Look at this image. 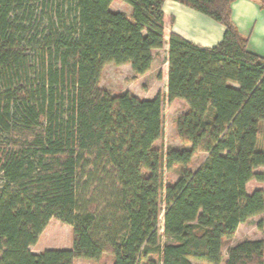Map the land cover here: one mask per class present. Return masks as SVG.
I'll return each mask as SVG.
<instances>
[{
	"label": "trees",
	"instance_id": "1",
	"mask_svg": "<svg viewBox=\"0 0 264 264\" xmlns=\"http://www.w3.org/2000/svg\"><path fill=\"white\" fill-rule=\"evenodd\" d=\"M111 1L0 0V264L102 253L111 264H219L223 241L258 214L262 237L228 246L223 264H264V191L246 190L264 180L254 171L264 166V56L235 26L234 0H174L223 26L212 46L169 31L164 0H121L129 14ZM165 43L166 93L99 85L107 63L145 73ZM162 95L186 103L181 147L155 145ZM197 152L206 155L191 169ZM50 218L70 226L71 246L32 252Z\"/></svg>",
	"mask_w": 264,
	"mask_h": 264
},
{
	"label": "rangeland",
	"instance_id": "2",
	"mask_svg": "<svg viewBox=\"0 0 264 264\" xmlns=\"http://www.w3.org/2000/svg\"><path fill=\"white\" fill-rule=\"evenodd\" d=\"M111 9L124 11L130 13V7L119 0L111 5ZM166 44L161 48L153 49V61L151 68L141 75H134L130 65L113 63H107L102 68L99 85L112 94L129 92L136 95L139 98H151L155 92H164V75L167 68L166 61ZM156 93V94H157ZM150 96V97H149ZM186 104L181 99H173L168 101L164 95H162V113H163V134L160 139L155 141V145L161 146L163 149L166 147H181V143L175 134V120L177 116L184 112ZM263 123L260 126V132L258 136V145L264 146L263 139ZM206 153L197 152L193 158L190 168L193 169L199 164L205 157ZM255 172H264V166H258ZM164 181H174L177 179V172L175 169L166 170L163 169ZM254 189H262L264 191V180L250 179L246 183V190L248 192ZM263 218V214H258L250 217L247 221L240 223L230 239H225L221 247V261L219 264H223L226 257V249L228 246L235 244L243 239H259L262 237V230L257 226V222ZM161 220V217H160ZM161 228V221L159 223ZM71 246V228L68 224L62 223L55 218H50L42 232L39 234L37 241L30 245L32 252H39L44 248H69ZM192 264H209L204 261L192 260ZM112 255L108 253H102V255L96 259L75 258L73 264H111Z\"/></svg>",
	"mask_w": 264,
	"mask_h": 264
},
{
	"label": "crops",
	"instance_id": "3",
	"mask_svg": "<svg viewBox=\"0 0 264 264\" xmlns=\"http://www.w3.org/2000/svg\"><path fill=\"white\" fill-rule=\"evenodd\" d=\"M116 1H111L110 9ZM126 5L130 7L128 4ZM162 9L167 16L172 15L174 17L173 23L168 27L169 31L204 46H212L221 39L223 26L211 17L174 0H164ZM231 17L238 31L248 37V47L264 56V0H234L231 4ZM164 79L165 85L162 94L166 93L167 90L166 72Z\"/></svg>",
	"mask_w": 264,
	"mask_h": 264
}]
</instances>
